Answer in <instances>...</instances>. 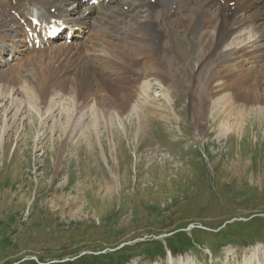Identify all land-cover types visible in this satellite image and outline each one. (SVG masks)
I'll use <instances>...</instances> for the list:
<instances>
[{"label":"rangeland","instance_id":"obj_1","mask_svg":"<svg viewBox=\"0 0 264 264\" xmlns=\"http://www.w3.org/2000/svg\"><path fill=\"white\" fill-rule=\"evenodd\" d=\"M248 33L237 31L226 49L238 40L252 46ZM191 35L177 37L186 71L196 53L185 45ZM150 84V99L178 117L146 113L140 134L133 118L104 119L91 103L76 110L70 97L56 95L38 111L7 90L21 85L0 82L10 109L0 111V264L110 254L130 257L120 264H245L254 247L264 252V115L253 110L242 133L223 139L209 118L198 141L188 96ZM179 233L193 249L147 252Z\"/></svg>","mask_w":264,"mask_h":264},{"label":"bare ground","instance_id":"obj_2","mask_svg":"<svg viewBox=\"0 0 264 264\" xmlns=\"http://www.w3.org/2000/svg\"><path fill=\"white\" fill-rule=\"evenodd\" d=\"M230 2L233 7L228 6ZM75 4L76 0H0V82L21 85L7 89L10 94L22 92L28 102L37 103L38 111L56 95L70 97L76 110L91 103V110L101 111L104 119L107 115L120 122L123 116L133 118L142 134L147 114L178 117L150 99V83L157 81L172 95L178 91L188 96L190 123L198 141L209 118L219 122L218 138L223 139L242 133L253 110L264 115V0L224 4L217 0H123L120 4L111 0L89 10L86 17ZM32 11L62 17L83 30V39L75 45L55 42L37 52L26 48L16 18L30 26ZM244 30L256 37L252 46L244 47L238 40L239 47L227 50L231 36ZM185 32L196 37L185 43L196 49L187 71V57L176 53L177 37ZM5 53L10 58L4 59ZM5 89L0 90V111L7 113ZM162 97L169 99L168 94ZM206 111L209 116L204 117ZM92 121L96 123V117ZM259 255L262 263L258 264H263L260 246L253 249L250 260L254 261L245 264H254Z\"/></svg>","mask_w":264,"mask_h":264},{"label":"trees","instance_id":"obj_3","mask_svg":"<svg viewBox=\"0 0 264 264\" xmlns=\"http://www.w3.org/2000/svg\"><path fill=\"white\" fill-rule=\"evenodd\" d=\"M152 252H149L152 257L156 256H162L166 252L171 253L172 255H177L184 253L186 251H189L193 249L191 242L184 237V235L181 233L174 235L172 238L166 240V245H162L161 243H155L153 244ZM148 253V254H149ZM130 257H123L118 256L116 258L112 257V255H106V257H103L102 259H98L96 256L89 257L87 259H84L82 257H79L75 259L74 261H66L63 263H54V264H120L121 262H125ZM119 260H122L119 262ZM22 264H38L35 261H26Z\"/></svg>","mask_w":264,"mask_h":264}]
</instances>
